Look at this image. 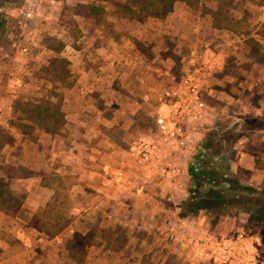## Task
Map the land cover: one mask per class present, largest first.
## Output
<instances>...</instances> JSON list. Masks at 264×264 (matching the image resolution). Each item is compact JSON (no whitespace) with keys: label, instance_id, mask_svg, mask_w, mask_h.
I'll list each match as a JSON object with an SVG mask.
<instances>
[{"label":"rangeland","instance_id":"obj_1","mask_svg":"<svg viewBox=\"0 0 264 264\" xmlns=\"http://www.w3.org/2000/svg\"><path fill=\"white\" fill-rule=\"evenodd\" d=\"M190 2L133 18L124 7L132 0H0V264H207L189 235L236 231L255 240L252 264H264V223L249 220L257 205L180 218L176 207L209 179L180 178L184 200L158 202L131 156L154 128L159 93L198 68L208 109L191 148L208 145L207 169L264 199V179L249 185L231 169L239 140L248 136L257 149L256 130H264V0ZM58 99L64 117L49 134L36 105ZM88 115L103 135L84 136L78 118ZM88 146L115 158L85 172ZM121 160L125 179L116 180L111 167ZM180 220L186 229L170 240L164 226Z\"/></svg>","mask_w":264,"mask_h":264},{"label":"built area","instance_id":"obj_2","mask_svg":"<svg viewBox=\"0 0 264 264\" xmlns=\"http://www.w3.org/2000/svg\"><path fill=\"white\" fill-rule=\"evenodd\" d=\"M198 72V68H190L178 83L164 88L157 96L154 128L136 139L131 151L135 168L142 170L143 174L168 168L175 170L172 162L188 156L191 138L194 137L191 132L207 118L208 106L201 94V83L196 78ZM149 99L146 94L144 100ZM206 152L205 145H201L190 160L195 172L205 169ZM125 172L123 163L116 172L117 180L125 179ZM185 225V221L180 220L174 226H164L167 237L178 241L186 229ZM187 240L194 247L195 255L207 264H252L254 261L249 247L250 237L243 231H236L231 236L206 232L202 238L189 235Z\"/></svg>","mask_w":264,"mask_h":264},{"label":"trees","instance_id":"obj_3","mask_svg":"<svg viewBox=\"0 0 264 264\" xmlns=\"http://www.w3.org/2000/svg\"><path fill=\"white\" fill-rule=\"evenodd\" d=\"M133 6L126 5L125 9L130 13V17H140L142 15L147 16H164L168 14L176 0H132ZM187 3H191L190 0H184ZM88 10H93V6H86ZM61 47H57L56 51L59 52ZM54 66H57L58 62L54 60L52 62ZM35 113L42 121L51 128L46 131L55 133L58 129L64 114L61 110L60 102L52 103L46 101L45 104H37ZM205 147H209L205 144ZM192 177H204L209 179L210 186L207 188H201L202 185L197 184V187L189 191L188 198L180 206L179 216L182 218L194 216L199 212H204L210 216L226 215L229 212L235 210L245 209L246 206L253 203L256 206L252 214L249 216V220H255L264 223V199L254 200L247 198L244 193L252 195L256 192V189L239 182L236 178L225 176L215 170L206 168L200 172H191ZM236 191V192H235ZM240 191V192H239ZM235 192V193H233ZM247 212V211H246Z\"/></svg>","mask_w":264,"mask_h":264},{"label":"crops","instance_id":"obj_4","mask_svg":"<svg viewBox=\"0 0 264 264\" xmlns=\"http://www.w3.org/2000/svg\"><path fill=\"white\" fill-rule=\"evenodd\" d=\"M88 105L89 107L93 106V104L90 103L88 100ZM86 117H81L78 118L80 122H82L85 126V132L84 136H90L93 137V135H98V137L101 134V132H95L93 127H92V121H94V118L91 116ZM98 117V116H97ZM69 121H77L76 118H67ZM71 119V120H70ZM98 119V118H97ZM71 124L68 122V125ZM261 129V128H260ZM261 132H264V130H256V133H258L257 140L258 141V148H254L253 146V141L249 140L248 136H244L239 140V144L235 146V156L232 159V164H231V169L233 171H237V169L242 170L246 173L248 176L247 178H244V181L252 185V182L254 181L255 184L259 185L263 182L264 179V165H257L255 162L254 155L256 154L258 157L260 156V159H262V163H264V148H260V145H264V134ZM47 134L46 132H44ZM96 133V134H94ZM50 134V132H49ZM72 136V134H69ZM103 138V137H102ZM246 140V141H245ZM92 147L88 146L84 149V155L86 159L84 160L83 168L85 172H88L89 169L92 167L93 163L94 165L99 166L100 163H105L107 164L109 161H112L115 158V155L112 154L111 152L107 150H98L97 152L99 154H96V156H93L92 154ZM72 155H74V152H70ZM196 152L194 151L193 148L190 149L189 154L185 158H177L175 159L172 163L173 166H175L174 169H165L160 172H154L152 174H143V177L148 180V197L151 199H155L156 197H162V199H168L175 201L177 197H180V200H184L185 194L183 191L179 189L180 187V178H185L192 176L191 172L194 171V169L190 166V160L195 157ZM75 156V155H74ZM91 160V161H90ZM92 162V163H91ZM124 161L121 160L117 164H113L111 167V170H119L122 168ZM172 165V164H171ZM118 168V169H117ZM105 168V174L108 173V169ZM83 170V169H82ZM174 170V171H173ZM103 171V172H104ZM115 171L113 173L116 175ZM136 178V176H134ZM107 175L106 177L104 176L105 181L107 180ZM117 180V178H115ZM115 179H109L110 183L113 184ZM115 180V181H116ZM136 184V181L133 183ZM132 184V185H133ZM159 199V198H158ZM158 199H155V201H160ZM180 207H176V209H179ZM179 216V214H178ZM180 217V216H179ZM181 218V217H180ZM250 249L252 252L253 249V238L250 237Z\"/></svg>","mask_w":264,"mask_h":264}]
</instances>
